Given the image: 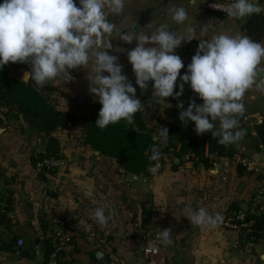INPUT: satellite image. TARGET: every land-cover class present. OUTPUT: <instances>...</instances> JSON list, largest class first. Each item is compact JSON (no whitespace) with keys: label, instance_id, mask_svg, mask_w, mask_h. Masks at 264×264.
I'll return each instance as SVG.
<instances>
[{"label":"crops","instance_id":"obj_1","mask_svg":"<svg viewBox=\"0 0 264 264\" xmlns=\"http://www.w3.org/2000/svg\"><path fill=\"white\" fill-rule=\"evenodd\" d=\"M176 3H184V0H176ZM197 3L195 11L189 13L191 22L200 26L209 23V37L221 31L245 34L243 20L237 22L212 14L202 8L200 0ZM259 3L264 5V0ZM169 7L170 0H126L122 14L108 17L116 25L113 36L121 29L149 33L148 25L165 18ZM169 27L178 33L184 29L175 23H170ZM110 41L113 48L107 51L118 56L123 73L136 87V96L141 100L139 111L156 130L166 122V108L177 107V99L159 103L152 96V81L141 90L135 84V75L127 59V51L135 47L136 42L128 44L118 37H111ZM193 42L199 43L197 40L182 42L175 49L185 66L195 54L189 50ZM259 42L264 44V35ZM117 48L123 51H116ZM183 71L184 68L181 74ZM69 72L71 80L50 81L49 85L54 87L50 98L57 108L84 116L90 113L95 100L89 92L87 69L79 67ZM177 83H180L179 77ZM191 91L185 83L184 93L178 99ZM243 103L245 111L253 112L249 115H258L259 109H264V94L250 89ZM262 121L264 116L257 117V123ZM214 123L219 126L218 120ZM2 124L0 264H45L43 249L55 228L51 221L55 216L60 217L63 228L74 236L73 245L65 248L64 258L73 259L77 264H91L85 252L96 246L94 238L104 240L115 252L117 264H264L261 258L264 256V231L260 238L253 240L247 237V232L242 237L240 233L222 228L219 223L210 230L201 229L184 216L186 208L204 207L209 214L223 216L232 207L246 209L251 206L257 176L238 164L236 157L248 155L257 164V171L262 170L264 146L258 144L254 132L237 142L235 155L216 158L212 166L196 165L187 154L181 159L163 156L162 168L156 175L133 174L132 179H127V172L120 171L122 167L117 160L95 153L77 141L80 122L54 132L59 140L62 165L54 173L43 176L30 160L31 155L42 151L43 138L26 128L21 118L1 119ZM8 198L12 199L10 210H6ZM101 205L105 206L106 214H111L104 225L89 216L90 210ZM143 207L154 212L150 223L144 227L141 225ZM163 229H171L170 244L159 241ZM19 239L22 245L17 244ZM154 243L157 251L151 252L148 246ZM74 247L79 251H74ZM103 261L105 263V258Z\"/></svg>","mask_w":264,"mask_h":264},{"label":"clouds","instance_id":"obj_2","mask_svg":"<svg viewBox=\"0 0 264 264\" xmlns=\"http://www.w3.org/2000/svg\"><path fill=\"white\" fill-rule=\"evenodd\" d=\"M125 3L126 0H0V69L9 62L27 63L30 70L24 72L22 80L43 87L57 78L71 80L69 70L83 67L87 69L89 92L102 105L96 127L104 129L122 119L132 124L134 114L142 108L141 100L123 73L118 56L107 50L113 48L111 37L128 44L135 41V47L127 51V59L141 90L152 81V96L159 103L168 97L176 98L177 107L182 109L180 121L185 125L194 122L197 135L211 132L225 146L240 141L246 134L239 127V117L245 113V93L254 88L264 94V44L244 33L221 31L209 37V23L200 26L190 19L197 0L181 4L170 0L166 17L149 24V33L121 29L113 36L116 25L108 17L122 14ZM222 10L230 18L243 19L264 12V5L259 0H231ZM170 23L184 26L183 31L170 30ZM192 40L199 43L185 66L175 49ZM185 83L202 103L189 98L184 107L178 98L184 93ZM217 120L218 128L213 123ZM168 138V129L162 127L153 137L159 144L151 146L150 161L159 160V146L166 145ZM157 169L158 165H150L148 170L156 173ZM89 216L101 225L111 218L104 205L90 210ZM184 216L209 230L223 219L218 213L209 214L204 207L186 208ZM170 231L162 230L160 243H171Z\"/></svg>","mask_w":264,"mask_h":264},{"label":"trees","instance_id":"obj_3","mask_svg":"<svg viewBox=\"0 0 264 264\" xmlns=\"http://www.w3.org/2000/svg\"><path fill=\"white\" fill-rule=\"evenodd\" d=\"M233 20L237 22L243 20L242 27L245 30V34L255 41H260L264 35V15L261 13ZM10 67L27 69L30 65L27 63L9 62L0 69V108L5 109L4 116L7 119L21 118L30 131L43 138L44 146L42 151L30 156L31 164L36 169L37 164L45 159L62 158L59 151V140L54 135V132L78 122H80L81 128L76 139L83 147L98 151L104 156L117 160L118 164L126 172L134 175H149V166H152L155 162L148 159L151 154V146L159 144V141L153 140V137L159 135L162 127L168 129L169 138L166 145L159 146V151L162 153L161 157L181 159L187 154L189 160L193 161L194 164L209 167L213 165L216 158L232 157L237 152V142L225 146L218 143L219 137H213L211 132L197 135L194 129V122L190 121L185 125L179 119V113L182 109L173 106L166 108V122L159 125L156 130L148 125L141 111L134 114L132 124H128L122 119L118 123L109 124L106 128L99 129L96 127L95 121L102 105L96 98L92 103L90 113L84 116H77L69 110L57 108L56 104L52 102L50 93L54 89L53 86L45 84L43 87H37L29 81L24 82L20 78L10 75ZM189 98L194 99L197 103H202V100L192 90L184 94L180 99V101L184 102L185 108L188 105ZM173 99L169 97L166 100L175 102ZM242 117H239V127L246 130L243 138L249 137L254 132L258 144L264 146V121L255 122L247 126L241 123ZM216 127L218 128L219 126L216 125ZM55 170L43 165L38 172L43 176L46 173L52 174ZM11 204L12 199L8 198L6 210L11 209ZM230 209L237 210L239 208L232 207ZM1 215L0 207V218ZM153 215L154 212L150 208L143 207L141 225L143 227L148 225ZM263 216L246 215L245 219L251 221L249 231H247L248 238L257 240L262 236L264 231ZM61 227L63 228L62 224ZM63 229L66 230L65 228ZM73 242L74 236L71 232V239L68 245H73ZM51 250L52 242L50 236L43 249L45 264ZM73 250L79 251V248L74 247ZM65 254V249L61 250V264L75 263L73 259L64 258Z\"/></svg>","mask_w":264,"mask_h":264},{"label":"built area","instance_id":"obj_4","mask_svg":"<svg viewBox=\"0 0 264 264\" xmlns=\"http://www.w3.org/2000/svg\"><path fill=\"white\" fill-rule=\"evenodd\" d=\"M201 6L207 12L212 14L219 15L223 18H228L233 20V18L228 17L227 13L222 10L226 7L231 0H200ZM248 117H243V123L247 124ZM162 158L160 157L158 161H155L152 166H157L158 169L156 173L149 171V175H156L162 168ZM238 164H240L246 171L255 173L257 176L256 186L253 191V196L251 198V206L237 210L228 209L227 212L222 216V221L219 225L227 230L233 231L237 234L249 231L251 221H247L246 215H262L264 214V167L259 172L257 171V164L255 161L248 155H239L236 157ZM43 165H46L49 169H56L62 165V158H52L45 159L43 162L37 164V170H39ZM52 223L55 225V228L51 235L52 250L48 256L46 264H61L60 252L65 249L71 239V232L64 230L61 227L62 220L60 217L55 216L51 219ZM96 239V246L94 248H100L105 253V264H117L119 262L115 252L100 238ZM22 240L17 241L18 245H22ZM148 250L151 252L157 251L156 243L148 246ZM77 264V263H73Z\"/></svg>","mask_w":264,"mask_h":264},{"label":"water","instance_id":"obj_5","mask_svg":"<svg viewBox=\"0 0 264 264\" xmlns=\"http://www.w3.org/2000/svg\"><path fill=\"white\" fill-rule=\"evenodd\" d=\"M197 46H198V44L193 42L190 44L189 50L191 52H196ZM25 71H29V70L28 69L23 70L22 75L20 77L21 80H22V77H23ZM22 81H24V80H22ZM95 153H98V151H95ZM176 161H178V160L176 159ZM120 171L125 173V170L123 168H120ZM126 176H127V179H132L133 174L127 172ZM240 235L243 237L245 235V232L242 231L240 233ZM85 256H86V259L91 264H105L103 261V259L105 257V253L100 248H94L92 250L86 251Z\"/></svg>","mask_w":264,"mask_h":264},{"label":"rangeland","instance_id":"obj_6","mask_svg":"<svg viewBox=\"0 0 264 264\" xmlns=\"http://www.w3.org/2000/svg\"><path fill=\"white\" fill-rule=\"evenodd\" d=\"M28 70H30V67L29 68H27ZM23 70H25V69H16V68H13V67H10L9 68V73H10V75L11 76H14V77H18V78H20L21 77V75H22V72H23ZM29 82H31V81H29ZM32 84H34V82H31ZM45 84H47V85H49L50 84V81H48V82H46ZM246 111L248 112V114H246ZM246 111H245V113H244V115H243V117L244 116H247L248 117V120L246 121L247 122V124H245V123H243V117L241 118V123H243V124H245V125H247V126H250L251 124H253V123H255L256 122V120H257V117H261V116H264V109H259V111H258V115H255V114H253V115H249V114H251V113H253V112H251V111H249L248 109H246ZM4 113H5V109H2V108H0V119H2L3 121L6 119V120H16V119H7L5 116H4ZM4 125L2 124V125H0V127H3ZM26 128H28V127H26ZM29 129V128H28Z\"/></svg>","mask_w":264,"mask_h":264}]
</instances>
